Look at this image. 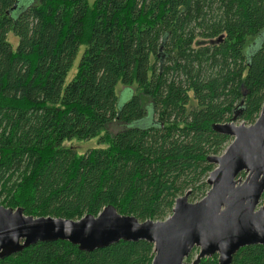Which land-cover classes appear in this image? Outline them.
<instances>
[{
  "label": "trees",
  "instance_id": "1",
  "mask_svg": "<svg viewBox=\"0 0 264 264\" xmlns=\"http://www.w3.org/2000/svg\"><path fill=\"white\" fill-rule=\"evenodd\" d=\"M19 1L0 0V204L71 221L112 206L143 223L167 220L187 193L192 203L202 200L216 168L208 158L232 142L212 125L236 117L252 126L264 106V0H32L13 19ZM10 33L19 39L15 50ZM119 83L136 93L117 109ZM145 101L154 126L109 133L112 124L142 120ZM105 130L104 149L78 156L65 146ZM154 257L144 241L92 253L58 241L0 264H152ZM199 264H219L218 256ZM232 264H264V247L241 249Z\"/></svg>",
  "mask_w": 264,
  "mask_h": 264
},
{
  "label": "water",
  "instance_id": "2",
  "mask_svg": "<svg viewBox=\"0 0 264 264\" xmlns=\"http://www.w3.org/2000/svg\"><path fill=\"white\" fill-rule=\"evenodd\" d=\"M214 124L215 133L231 144L221 156L209 157L216 168L208 177L210 190L195 203L189 193L176 200L172 215L163 222H140L106 207L97 217L79 221L34 218L24 210L0 204V260L43 242H68L92 253L120 242H147L154 246L152 264H191L218 256L219 264H232L249 246L264 247V106L252 126ZM245 176L242 177L241 175Z\"/></svg>",
  "mask_w": 264,
  "mask_h": 264
},
{
  "label": "rangeland",
  "instance_id": "3",
  "mask_svg": "<svg viewBox=\"0 0 264 264\" xmlns=\"http://www.w3.org/2000/svg\"><path fill=\"white\" fill-rule=\"evenodd\" d=\"M87 2L90 6H92L93 3L95 2V0H87ZM32 3H33L32 0H20L16 6L17 10L13 13L12 18L17 19L19 17V15L25 9H27L29 6L32 5ZM8 39H9V42L12 45L13 49L15 50L17 48L18 43H19V39L13 33L9 34ZM83 51H84V48H81L80 53H79V55H78V57L74 63V66L72 67V69L67 74L65 81H64L65 86L68 85L73 80V78L77 72V67L79 65ZM135 88H136L135 85L132 87H125L121 83L118 84V86L116 88V94L118 97L117 109H120L125 103H127L135 95V93H136ZM145 109H146V116L142 120L133 122L129 125L112 124V125L108 126L107 130L109 131V133L115 134V133L122 131L124 129L125 130H128V129L144 130V129H148V128L154 126L155 125V121H154L155 115H154L153 107L151 106V104L149 105L148 101H145ZM235 124L237 126H239L242 123L236 122ZM105 132H106V130L103 131L100 136H98L94 139L88 140V141H77V140L67 141V142H65V146L75 148L78 156H84L88 151L106 148V145L99 142L100 137L103 136L105 134ZM197 254H198V252L193 255V258H196Z\"/></svg>",
  "mask_w": 264,
  "mask_h": 264
},
{
  "label": "bare ground",
  "instance_id": "4",
  "mask_svg": "<svg viewBox=\"0 0 264 264\" xmlns=\"http://www.w3.org/2000/svg\"><path fill=\"white\" fill-rule=\"evenodd\" d=\"M254 57H255V56H254ZM252 61H253V59H252ZM252 61H251V62H252Z\"/></svg>",
  "mask_w": 264,
  "mask_h": 264
}]
</instances>
